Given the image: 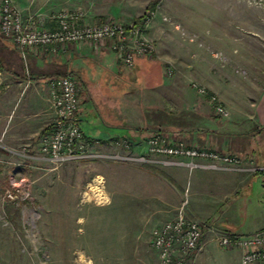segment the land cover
Wrapping results in <instances>:
<instances>
[{"label": "rangeland", "instance_id": "374dc122", "mask_svg": "<svg viewBox=\"0 0 264 264\" xmlns=\"http://www.w3.org/2000/svg\"><path fill=\"white\" fill-rule=\"evenodd\" d=\"M12 2L23 19L33 17L38 28L43 29L52 28L53 15L63 10H81L84 22L88 25L120 23L127 26L146 12L152 13L144 36L152 44L154 52L141 59L154 61L160 65L162 71L166 70L165 84L159 89L139 94L138 101L136 96L129 100L132 119L134 114H138L136 102L142 104L143 101L146 109L140 108V115L138 114L140 123H143L140 128L143 130V139H135L138 144L131 138L125 140L128 144V153L134 157L142 156L146 160L152 161L156 158L153 156L151 158L145 148V139L154 132L201 147L200 144L189 143L184 136L181 139L169 128L174 121L184 125L190 120L189 113L185 114L182 95L185 92L197 94L192 85L197 84L195 80L199 82L196 78L199 76L191 78L190 74L194 68L197 75L198 66H203L204 63L209 65L208 68L214 76L219 73L218 68L227 70L229 74L231 73L229 76H234L240 83L239 86L247 90L248 85L246 86L245 82L249 79V82H253L254 72H257L259 65L264 63V47L258 48L252 37L245 32L250 28L245 19L264 12L263 0H12ZM152 4L153 10L148 11ZM217 11L224 12L229 18L239 14L241 23L238 25L233 20L222 22L200 20V17L206 14L215 17ZM217 23H221L219 27L222 26L229 31L239 28L240 38H237V41L240 43L234 45L235 38L232 37L201 36L200 30L216 28ZM197 31L199 33H196ZM0 40L5 42L1 36ZM87 48L89 47L82 46L77 49L73 47L71 50L82 51ZM89 49L92 50V47ZM205 89L207 95L215 96L223 105L217 93L206 86ZM176 93H180L182 97L175 95ZM248 94L249 92L246 93ZM200 96L206 98V105L214 118L221 123L229 122L230 117L219 119L215 116L214 105L211 104L209 96ZM157 97L159 101L156 100ZM176 97L182 102L176 100ZM153 105H159L160 110H157V113L160 111V114L158 113L160 128H151L149 125L153 115L152 111H147V107ZM223 107L228 111L224 105ZM88 143L92 147V142ZM2 146L3 143H0V264H157L156 252L150 243L151 230L155 226L174 220L179 215L198 223L202 231L203 228L211 226L210 224H216L218 213L207 219L210 215L200 212L194 218L193 212L187 210L191 207L190 192L188 193L187 188L193 185L198 169L187 171L183 178H174L170 168L159 164L149 163L152 165L150 167L154 168L152 169L143 167V164L147 163L129 162L128 167L134 171H129L132 188L129 191L131 195L125 200L124 197L108 194L111 188L121 189L120 182L109 183L106 180L102 181L98 176L102 175L100 171L114 162L81 160L55 164L43 159H29L30 163L25 164L23 157L19 154L14 155L11 150ZM36 156L41 155L39 153ZM12 180L18 183L20 190V195L15 201L2 197L3 191L12 188L10 185ZM94 190H101V199L95 197ZM251 192L254 196V186ZM104 194L109 202L113 200L119 204L122 202L121 199L123 202L127 201L128 219L122 209L117 211L116 217H122V221L128 220L129 232L138 229V240L128 245V247L133 245L139 252V256L134 255L133 260L122 258L118 246L110 244L113 230L109 229L110 214L107 212L114 207H106L109 202L102 204L107 201ZM254 199L253 197L252 200ZM259 200L264 201V197ZM185 203H188L186 208ZM220 220H225L224 215L220 216ZM232 223L235 231L242 233L254 225L242 208ZM231 235L246 234L222 235L209 232L204 235L202 244L213 239L220 249L228 250L234 247L220 246L218 238ZM117 250L118 254H114ZM196 257L187 264H195ZM230 262L233 263L232 259Z\"/></svg>", "mask_w": 264, "mask_h": 264}, {"label": "crops", "instance_id": "0c3cea01", "mask_svg": "<svg viewBox=\"0 0 264 264\" xmlns=\"http://www.w3.org/2000/svg\"><path fill=\"white\" fill-rule=\"evenodd\" d=\"M200 20L218 22L233 20L239 25L242 19L239 14L229 18L224 12L217 11L215 17L206 14L200 17ZM245 20L251 28L245 32L252 37L258 48L264 47V12L256 13ZM220 24H215L216 28L200 30L201 36L232 37L235 38L234 45L240 43L237 41V38H240L239 28L229 31L222 26L219 27ZM198 67L199 75L194 68V71L190 72L191 78L199 76L196 77L199 82L195 80L198 85L203 84V88L206 86L218 94V98L229 111V122L221 123L214 118L206 105V98L193 92H185L182 100L185 114L189 113L190 120L184 125L174 121L169 126L170 130L181 139L184 136L189 143L215 149L221 154L237 156L243 168L252 164L264 166V63L259 65L257 72H254V81L249 82V79V83L245 82V85H248L247 90L240 87L238 80L234 76H229L231 73L229 74L227 70L218 68L219 73L214 76L208 68L209 65L204 63ZM64 76L71 77L79 88L80 107L77 116L85 140L96 143V148L104 152L114 151L129 138L143 139V130H140L143 123H140L138 114L140 115V108L145 110L146 107L143 101L142 104L136 102L138 114H134L132 119L129 100L136 96L138 101L139 94L159 89L165 84L164 73L158 63L135 59L133 66L128 68L108 48L60 50L58 55L50 56L42 49L26 47L21 51L16 46L0 40V143L14 155L19 154L23 157L25 164L30 163L29 159H41V156H36L39 154L40 141L51 134L54 121L49 81L53 77ZM175 95L181 96L180 93ZM179 97L175 99L178 100ZM156 100L159 101V97ZM157 110H160L159 105L147 107V111H152L153 115L149 121L151 128H160V111L158 114ZM129 164L114 162L100 171L102 175L98 176L102 181L120 182L121 189L107 188L110 196L124 197L126 200L131 195L129 191L132 188L130 186L132 177L129 171L134 170L128 167ZM166 168H170L174 178H183L188 173L186 169L180 167ZM197 171L193 185L187 188L191 197V207L187 210L193 212L194 218L200 212L208 213L210 216L207 219H210L212 214L219 215L215 219L216 224L203 228L202 247L195 264H239L238 250L220 249L213 239L202 244L203 238L209 232L222 235L248 234L264 229V201L259 200L264 197V173L202 169ZM253 186L254 196L251 192ZM106 199L107 201L102 204L109 202L107 196ZM121 200L119 204L110 200L106 206L114 207L107 212L110 214L109 229L114 231L110 236V244L118 246L119 255L130 261L134 255L139 256V252L133 245L132 247L128 245L132 241L136 242L139 235L137 228L129 232L128 220L126 222L121 220L122 217H116L117 211L122 209L128 219L127 201ZM187 205L188 203H185V208ZM241 208L254 223L243 233L235 231L232 225ZM222 215L226 221L220 220ZM118 250L114 254H118Z\"/></svg>", "mask_w": 264, "mask_h": 264}, {"label": "built area", "instance_id": "2783aa9c", "mask_svg": "<svg viewBox=\"0 0 264 264\" xmlns=\"http://www.w3.org/2000/svg\"><path fill=\"white\" fill-rule=\"evenodd\" d=\"M78 1V0H67ZM264 2V0H263ZM152 13L146 12L135 25L102 23L88 25L81 10H63L53 15V27L38 28L33 17L23 19L12 0H0V36L19 48L42 49L50 56L60 50L93 47L108 48L118 60L132 67L135 59L144 58L154 52L152 44L145 38L144 31ZM164 75L166 70L163 71ZM50 84V101L54 110L53 131L41 139V159L55 164L70 161L99 160L104 162H142L143 165L159 164L164 167H180L188 172L202 169L218 172L244 171L249 174L264 172V166L250 165L243 168L241 160L233 154H221L215 149L186 144L154 132L145 139L148 155L154 158L134 157L128 153L127 142L119 148L104 152L97 144L85 140L77 111L80 107L79 88L68 76L53 77ZM197 94L209 96L215 116L227 119L229 112L215 96L207 95L205 88L192 85ZM119 149V150H117ZM126 150V151H123ZM11 181V179H10ZM94 184V183H93ZM11 189L3 191L2 197L15 201L20 195L18 183L12 180ZM202 228L196 222L179 215L174 220L163 222L151 230V247L156 252L157 264H187L192 262L201 250ZM222 247L240 251L239 264H264V230L246 235H231L218 238Z\"/></svg>", "mask_w": 264, "mask_h": 264}, {"label": "trees", "instance_id": "16d2710c", "mask_svg": "<svg viewBox=\"0 0 264 264\" xmlns=\"http://www.w3.org/2000/svg\"><path fill=\"white\" fill-rule=\"evenodd\" d=\"M153 7H154V5L152 4V5H150V8H148L147 10L149 11V10H153ZM143 18V15L141 16V17H139V18H137V19H135L134 21H133V23L132 24H135V25H137L140 21H141V19ZM53 131V128H52V130H51V132ZM45 133V132H44ZM44 133H42V135L44 134ZM143 167H148V168H152V167H150V166H148V165H143ZM152 169H154V168H152Z\"/></svg>", "mask_w": 264, "mask_h": 264}, {"label": "bare ground", "instance_id": "6f19581e", "mask_svg": "<svg viewBox=\"0 0 264 264\" xmlns=\"http://www.w3.org/2000/svg\"><path fill=\"white\" fill-rule=\"evenodd\" d=\"M98 181L100 180L99 178L97 179ZM103 183V182H102ZM93 187H95V183H94V185H93ZM100 188H101V185H100ZM101 191V190H100ZM100 191H98V190H94V194H95V197H100V199L102 198L101 197V192ZM93 195V194H92ZM104 200V199H103Z\"/></svg>", "mask_w": 264, "mask_h": 264}]
</instances>
